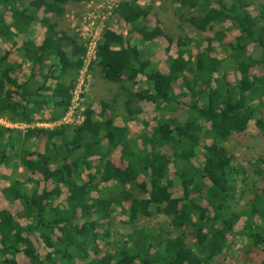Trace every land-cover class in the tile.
Returning <instances> with one entry per match:
<instances>
[{
	"label": "trees",
	"instance_id": "obj_1",
	"mask_svg": "<svg viewBox=\"0 0 264 264\" xmlns=\"http://www.w3.org/2000/svg\"><path fill=\"white\" fill-rule=\"evenodd\" d=\"M18 1L0 0V119L31 123L36 113L48 109L56 120L71 104L86 48L51 17H42L40 42L30 37L31 27L40 11L61 17L66 3L84 0H29L24 6ZM175 1L182 21L209 35L201 41L204 47L189 54L193 37H177L178 52L167 57L166 71L153 67L131 41L132 33L142 41L163 33L147 24L149 9L136 0H119L113 8L128 31L105 28L97 43L96 64L103 78L133 84L140 76L145 80L138 89L121 84L123 126L108 114L109 102H101L99 112L85 104L80 125L22 130L0 124V164L17 159L42 181L28 191L24 180L13 178L2 189L8 199L20 202L26 222L9 208L0 209V264H21L20 252L28 264H214L237 235L250 240L251 264H264V151L252 163L259 182L239 168L227 147L251 120L264 137V74L251 73L264 64V0ZM187 9L191 15L185 16ZM226 22L237 30L230 41L226 28L218 27ZM216 46L234 62L241 75L237 81L228 79L224 60L214 55ZM183 96L190 100L185 120L162 116L149 129L130 134L128 122L146 104L175 109ZM42 135L47 148L31 149V140ZM116 149L120 164L112 158ZM86 171L91 174L84 178ZM110 181L117 190L100 186ZM177 185L181 195L175 194ZM134 188L146 196L137 197ZM245 193L250 200L238 209L234 202ZM122 201L128 202L131 216L163 215L176 232L134 226L121 246L102 251L100 240L109 241L102 228ZM36 234L46 242L44 257L34 243Z\"/></svg>",
	"mask_w": 264,
	"mask_h": 264
},
{
	"label": "rangeland",
	"instance_id": "obj_2",
	"mask_svg": "<svg viewBox=\"0 0 264 264\" xmlns=\"http://www.w3.org/2000/svg\"><path fill=\"white\" fill-rule=\"evenodd\" d=\"M25 1L27 2L29 0H19L18 3L20 6H24ZM118 1L119 0H84L82 2H68L64 5L65 13L61 17H57L52 13L40 11L36 21L32 24V35L30 37L36 42H40L42 40L45 32V25L41 20L42 17L46 16L51 17L53 20H57L60 28L65 29L70 35H74L79 43L84 45L86 48V53L84 54V66L75 74L76 87L79 84H82L81 89L83 91V103L90 104L96 112H99L101 110V102H109L111 107L108 110V114L114 115L115 122L123 126L124 110L121 105V98L119 97L121 92V84H126L127 86H132L138 89L144 86V77L140 76V78L134 84L128 81H108L103 78L100 68L96 64V60H93L92 58L93 44L100 40L102 32L105 28H111L117 32H127L129 29L128 25L113 13V8L116 6ZM136 1L142 5V7L149 9L146 19L147 24L150 27L158 26L163 31V33L158 35L155 39L148 41H142V37L138 34H131L132 43H138V46L143 51L144 55L151 60L153 67H156L161 71L167 70V57L169 55L174 56L177 54L178 46L176 39L181 35H189L194 39V44L187 54L195 52L199 48L205 46V43H202L201 41H203V39L209 35V32L199 33L189 23L182 21L180 15L181 12L178 10L179 3H177L175 0ZM259 1L262 0H256V3ZM254 7V5H251L250 9L253 14H257V10ZM183 12L185 16L191 15L188 9L187 11L184 10ZM5 19L9 23L12 21L9 11L6 12ZM218 27L226 28L225 33L227 41L232 40L237 34V30L233 28L230 22L223 23ZM169 37L172 38L171 42H169ZM216 47L217 48L214 55H217L219 58L224 60L223 63L228 79L232 82L237 81L241 75L235 68L234 62L226 56V53L219 46ZM15 57L16 56L13 54L12 58L14 59ZM251 73L258 75L264 74V64L253 67L251 69ZM80 78L83 79L82 83L78 82ZM79 88L80 87L77 89L79 90ZM177 89V91H180V88L177 87ZM182 101L183 104L180 107L166 110H158L154 105L146 104L144 111L133 120L128 122L127 125L129 127L130 134L132 136H136L145 129H149L151 125L155 124L156 119L162 116L175 117L180 121L185 120L188 116L187 105L190 102L189 97L183 96ZM262 108L264 111V106H262ZM62 117L56 120H51L50 111L48 109H44L34 115L33 121L31 123H27L28 126L21 124L15 125L14 122H11L6 118L1 119L0 124L11 128L25 130L28 127L34 126H51L49 125L50 123L57 122ZM146 123H148V125ZM72 124L78 125L77 122ZM31 141L32 143L29 144L31 149L37 148L44 150L48 146V143L43 135L40 137H35ZM227 147L234 154L235 163L241 170L245 169L248 175L252 174L251 179H257L259 182H263L261 178H259L256 174H253V170L258 167L255 165L253 166L252 163L255 162L256 156L262 154L264 151V137L257 128L254 120L249 122L248 128L242 135H234L228 141ZM112 158L117 164H120L119 149L114 151ZM90 174V171H86L84 173V178H87ZM13 178L24 180L25 189L30 191L35 181L39 180V182L42 184L41 175L38 173H30L28 170L18 164L17 159H14L7 164H0V208H9L17 219H19L22 223H25L26 219L20 215L23 209L20 202L17 200L8 199L2 191L4 187L8 186V184L13 181ZM241 178L242 177L240 176L238 179L239 185L241 184ZM251 179H247L245 181L247 185H249ZM100 186L107 189H118L113 181L107 183L102 182L100 183ZM173 189L176 195H181L180 187L178 185ZM130 190L137 197L146 196L145 192H140L135 188ZM64 196L65 190L58 201L60 202ZM248 200H250L249 195L248 193H245L242 197L234 202V205L238 209H243L246 207ZM202 204L204 205L205 203L202 201ZM129 207L130 206L128 202L123 201L121 204L114 206V211L110 220L106 222L102 228V232H104V234L109 239L108 242L105 240H100L99 243L102 251L121 246V243H123L125 239V235H127L134 226L144 227L151 230H157L163 227L169 232H176L167 217L159 214H154L151 217H144L141 214H132L131 216ZM242 224L243 222L241 220L237 226L238 229H241ZM183 230L187 234L188 243L192 245L193 240L188 229ZM33 240L37 247V251L41 257H44L48 250L45 240L39 234L33 235ZM249 243V239L239 235L230 237L228 247L223 254L215 257L214 264H251L254 262L255 255L254 253L249 252ZM90 256L93 257L92 254H90ZM17 259L21 264H28L29 261L28 257L22 252L17 254ZM56 264L61 263L57 262Z\"/></svg>",
	"mask_w": 264,
	"mask_h": 264
},
{
	"label": "built area",
	"instance_id": "obj_3",
	"mask_svg": "<svg viewBox=\"0 0 264 264\" xmlns=\"http://www.w3.org/2000/svg\"><path fill=\"white\" fill-rule=\"evenodd\" d=\"M97 43L98 42H95L93 44V49H92L93 60H96ZM83 60L85 62L84 56H83ZM83 66H84V64H83ZM78 82L82 83L83 79L80 78ZM78 87H80L79 90L77 89ZM81 87H82V84L81 85L79 84L77 87H76V85L74 86V90H73L74 97L72 96V101H71V104H70L66 114L59 121L50 123L49 125H51V126L67 125V124H72L74 122H77V124L80 125L82 123V121L84 120L83 112H84L86 106L83 103V95H82L83 91H82ZM1 119H3V118H1ZM14 124L15 125L21 124V125H27L28 126L27 123L26 124L25 123H14ZM51 126H48V127H51Z\"/></svg>",
	"mask_w": 264,
	"mask_h": 264
},
{
	"label": "crops",
	"instance_id": "obj_4",
	"mask_svg": "<svg viewBox=\"0 0 264 264\" xmlns=\"http://www.w3.org/2000/svg\"><path fill=\"white\" fill-rule=\"evenodd\" d=\"M1 209V208H0Z\"/></svg>",
	"mask_w": 264,
	"mask_h": 264
}]
</instances>
